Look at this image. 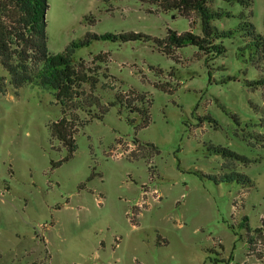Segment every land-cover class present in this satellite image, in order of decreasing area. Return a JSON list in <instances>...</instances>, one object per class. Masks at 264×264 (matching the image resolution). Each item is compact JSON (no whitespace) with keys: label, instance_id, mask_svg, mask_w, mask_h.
Listing matches in <instances>:
<instances>
[{"label":"rangeland","instance_id":"rangeland-1","mask_svg":"<svg viewBox=\"0 0 264 264\" xmlns=\"http://www.w3.org/2000/svg\"><path fill=\"white\" fill-rule=\"evenodd\" d=\"M47 1L52 55L87 33L200 34L198 17L192 28L147 1ZM243 1H212L222 13L212 24L234 31L212 60L194 45L172 58L143 39L74 49V62L109 53L96 92L109 109L79 127L68 159L52 135L55 92L15 86L0 61V264H264L252 232L264 217V87L249 84L264 74V0ZM244 14L259 38L245 35ZM130 90L147 96L146 127L116 101Z\"/></svg>","mask_w":264,"mask_h":264},{"label":"trees","instance_id":"trees-1","mask_svg":"<svg viewBox=\"0 0 264 264\" xmlns=\"http://www.w3.org/2000/svg\"><path fill=\"white\" fill-rule=\"evenodd\" d=\"M158 6L157 10H176L190 20L191 27H195V16L200 20V34L193 30L178 33L168 29L164 38H156L142 33L123 34H92L79 41H73L64 53L52 55L47 46V0H0V61L10 76L11 82L19 87L25 83H34L52 89L55 92L57 102L62 108V117L52 125V135L56 137L68 151L66 159L73 156L76 151L75 135L79 127L92 121L94 118H102L103 113L109 109V105L102 104L97 92L100 83L99 70L103 64L109 61V53H99L90 61H73L74 49L86 47L91 39L134 41L143 39L152 40L158 50L169 57H177L176 51L186 45L197 46L205 55L207 60H212L225 53L226 48L218 40L231 37L234 31H222L216 29L212 21L222 17V13L212 11L213 0H142ZM241 2H244L241 0ZM210 4V5H209ZM157 12V11H156ZM229 15V14H228ZM243 17V30L250 38L258 37L255 26L248 17ZM259 38V37H258ZM107 68V67H106ZM260 68V67H259ZM254 89L264 87V74L261 72L259 78L249 82ZM106 88H114L106 86ZM157 86H162L157 84ZM88 89V90H87ZM264 89V88H263ZM128 93V95H126ZM117 102H125L131 112H138L142 119V126L150 123L149 109L144 105L147 100L145 94H139L134 90L129 92L117 91L115 94ZM143 103V105H141ZM98 108V114L95 108ZM80 111H86L88 117L81 116ZM253 137V136H252ZM259 141L264 142V136L259 135ZM252 143V142H251ZM224 158L235 157L246 160L234 152L221 151ZM250 162V161H248ZM233 180V176L226 177ZM249 183V181H248ZM245 220H248L245 217ZM248 231L249 224H242ZM256 235L254 239L264 238V217L261 218V226L252 231ZM251 255L258 260L262 259V252L257 247V242L248 240ZM260 243V241H259ZM258 243V244H259ZM223 259V262L232 260V257ZM217 261V260H216ZM215 261V262H216Z\"/></svg>","mask_w":264,"mask_h":264}]
</instances>
